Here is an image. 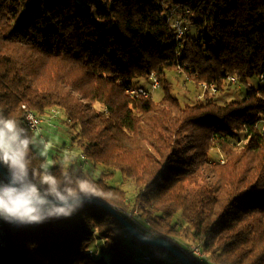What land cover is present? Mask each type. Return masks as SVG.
<instances>
[{
	"label": "trees",
	"instance_id": "1",
	"mask_svg": "<svg viewBox=\"0 0 264 264\" xmlns=\"http://www.w3.org/2000/svg\"><path fill=\"white\" fill-rule=\"evenodd\" d=\"M175 6L188 20L179 40L167 19ZM172 70L218 91L183 101ZM152 72L161 97L130 95ZM263 75L264 0H0V112L29 128L27 109L59 108L78 127L67 166L92 177L95 197L132 222L138 208L177 246L180 217L217 264H264V84L250 82ZM228 82L244 97L215 100ZM93 163L109 170L96 177ZM116 171L136 194L112 183ZM145 251L149 264H185L93 201L72 218L0 230V264H137Z\"/></svg>",
	"mask_w": 264,
	"mask_h": 264
},
{
	"label": "clouds",
	"instance_id": "2",
	"mask_svg": "<svg viewBox=\"0 0 264 264\" xmlns=\"http://www.w3.org/2000/svg\"><path fill=\"white\" fill-rule=\"evenodd\" d=\"M46 147L21 121L0 112V167L6 170L0 175V220L15 228L72 218L96 196L92 177L66 161L59 171L47 160L35 164Z\"/></svg>",
	"mask_w": 264,
	"mask_h": 264
},
{
	"label": "rangeland",
	"instance_id": "3",
	"mask_svg": "<svg viewBox=\"0 0 264 264\" xmlns=\"http://www.w3.org/2000/svg\"><path fill=\"white\" fill-rule=\"evenodd\" d=\"M166 76L167 80L171 83L175 94L178 95L183 101L194 102L197 99H202L206 96L204 94L203 88L199 84H197L192 78L188 77V75L184 71L181 72L179 70H172L169 71ZM250 82L256 86L264 84V82H262L258 78L252 79ZM142 84L149 86V81L143 82ZM162 94L163 84L160 89L155 91L153 96L154 98H160ZM244 95V86L239 85L238 83L235 84L228 82L225 87V91H220L216 95L215 100L223 101L229 99H242ZM77 131L78 127L68 122L66 115L62 112L60 116L56 119V126L44 124L42 131L34 132V134L38 138H42L45 144L47 145L46 158L50 164H52L53 162L54 155H58L63 161H66V163L69 164L74 159V157L77 158V152L80 151V147L76 141ZM68 149H72L73 152L68 151ZM212 159H218V153L216 149L212 151ZM105 168L101 165L93 163L92 170L90 169V167L86 168V170L89 173H93V175L97 177L102 171L109 170L107 168L106 170ZM112 183L124 188L128 192L129 196H133L134 194H136L134 184L131 181L126 180L120 171L115 172V176L112 178ZM177 221L180 222L178 224L180 225V227H182L181 233L176 236H173L175 237V241L177 243H179L185 248H188L194 244H201L200 242L194 241L190 237V230H186L187 224L182 222V219L180 217L177 218ZM99 245H101L100 241ZM101 246L97 247L98 252H100ZM143 250V248L139 247L137 253L141 254ZM203 259V264H217L208 253H206V257Z\"/></svg>",
	"mask_w": 264,
	"mask_h": 264
},
{
	"label": "built area",
	"instance_id": "4",
	"mask_svg": "<svg viewBox=\"0 0 264 264\" xmlns=\"http://www.w3.org/2000/svg\"><path fill=\"white\" fill-rule=\"evenodd\" d=\"M185 12H189L186 10ZM168 21L171 25L176 29L177 32V40L181 39L185 34L187 29L188 20L186 15L182 12H179V7L175 6L171 9L170 13H168ZM264 81V75L262 76ZM230 79L233 82H236V77L230 76ZM149 86L144 84H140L138 86H132L128 89V92L132 96L136 97H151L154 95L155 91L161 88L162 86V78L156 73L152 72L149 77ZM202 88L204 91H209L211 93H216L217 87L215 85H209L207 83H201ZM62 111L59 108H52L49 114L45 116H40L34 111L27 109L25 112L26 115V122L28 127L33 130L34 132L42 131L44 124H48L50 126H56V119L60 116ZM31 116L32 119L29 120L28 117ZM82 160L84 165L88 163V159L85 155H82ZM127 215L133 220L134 224L142 228L143 230L152 234V237H160L159 232L153 229L149 223V221L139 214L138 208L132 212H127ZM3 228V221L0 220V230ZM150 236V235H149ZM180 249H182L187 255L191 258L194 256L199 257H206V253L203 251L201 244H194L188 248H185L179 245ZM153 255L145 251L142 255H139L135 258L137 264H149V261L152 259Z\"/></svg>",
	"mask_w": 264,
	"mask_h": 264
},
{
	"label": "water",
	"instance_id": "5",
	"mask_svg": "<svg viewBox=\"0 0 264 264\" xmlns=\"http://www.w3.org/2000/svg\"><path fill=\"white\" fill-rule=\"evenodd\" d=\"M0 171L5 175V171L2 167H0ZM90 201L97 202L107 209H109L112 213H114L124 224L126 230L134 237L138 238L141 242L154 245L158 247L165 248L173 253L176 257L180 258L182 262L185 264H200L187 255L182 249L176 246L171 240L166 237H152L145 233H143L132 221L125 218L122 214H120L116 207L98 197L92 198Z\"/></svg>",
	"mask_w": 264,
	"mask_h": 264
}]
</instances>
